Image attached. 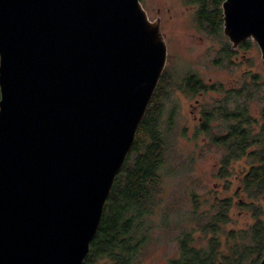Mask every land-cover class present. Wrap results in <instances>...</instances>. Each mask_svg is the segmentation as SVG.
<instances>
[{
    "label": "water",
    "instance_id": "1",
    "mask_svg": "<svg viewBox=\"0 0 264 264\" xmlns=\"http://www.w3.org/2000/svg\"><path fill=\"white\" fill-rule=\"evenodd\" d=\"M221 9L264 60V0ZM166 55L140 0H0V264H83Z\"/></svg>",
    "mask_w": 264,
    "mask_h": 264
},
{
    "label": "trees",
    "instance_id": "2",
    "mask_svg": "<svg viewBox=\"0 0 264 264\" xmlns=\"http://www.w3.org/2000/svg\"><path fill=\"white\" fill-rule=\"evenodd\" d=\"M222 1L186 0L196 6L194 23L198 30L224 37ZM254 46L248 40L233 50L224 37L217 58L221 61L215 62L234 68L237 52L244 53ZM246 63L252 67L249 60ZM171 81V76L163 71L131 151L114 181L83 264H137L150 245L157 228L153 216L162 205L165 171L174 143L171 121H163L162 117ZM180 83L190 97L209 91L222 96L209 107L201 106L195 134H202L209 146L217 148L220 158L215 177L223 182L225 194L220 197L212 192L207 209L200 210V197L191 190L186 197L190 206L178 213L175 221L170 220L169 211L183 203V196H174L173 204L163 209L161 226L179 229L175 237L178 255L169 264H259L264 255V93L260 75L244 71L238 85L232 88L222 83L207 85L194 74H187ZM255 98L259 107L254 115L250 104ZM241 160L244 166L238 172V186L231 190L228 178L232 165ZM230 191L231 195H227ZM234 207L250 214L253 221L246 228H228ZM189 222L192 224L187 226ZM201 240L205 242L199 244Z\"/></svg>",
    "mask_w": 264,
    "mask_h": 264
},
{
    "label": "rangeland",
    "instance_id": "3",
    "mask_svg": "<svg viewBox=\"0 0 264 264\" xmlns=\"http://www.w3.org/2000/svg\"><path fill=\"white\" fill-rule=\"evenodd\" d=\"M140 4L148 19L158 23L166 45L164 71L171 76L172 86L169 88L168 98L164 101L162 117L163 121H171L174 143L171 159L165 171L162 205H159L153 216L157 221V228L153 232L150 245L137 264H169V261L178 255L175 237L179 229L174 227L167 230L161 226L163 209L170 203L173 204L174 196L182 195L185 204L179 202L178 206L175 205L169 211L170 220L175 221L179 216L178 213L186 211L190 206L186 197L191 190L200 197L202 202L200 210L207 209L212 192L216 191L215 193L220 197L225 194L222 191L223 182L215 177L220 158L219 152L216 147L209 146L202 134H195L200 121L201 106L205 104L209 107L215 99L222 96L219 92L209 91L199 92L190 97L183 92L180 82L187 74H194L207 85L222 83L226 88H232L238 85L244 71L251 70L260 75L264 93V60L258 47L254 46L244 53L237 52L235 55L237 66L234 68L222 67L215 62V59L218 58L225 36L222 34L224 37L219 38L196 28L194 23L196 6L187 4L186 0H140ZM231 49L237 48L231 47ZM247 59L252 63V67L246 63ZM257 101L259 100L255 98L250 104L254 115L259 107ZM212 125L218 127L217 122H213ZM214 132L217 133V130L215 129ZM232 166V175L228 180L231 190H235L239 182L238 172L244 166V162L241 160L233 163ZM227 195H231V191ZM231 213L232 223L228 228L243 229L253 221L249 213L236 207ZM191 224L189 222L187 226ZM204 242L201 240L198 243Z\"/></svg>",
    "mask_w": 264,
    "mask_h": 264
},
{
    "label": "flooded vegetation",
    "instance_id": "4",
    "mask_svg": "<svg viewBox=\"0 0 264 264\" xmlns=\"http://www.w3.org/2000/svg\"><path fill=\"white\" fill-rule=\"evenodd\" d=\"M195 10H196V8H195ZM195 12V11H194Z\"/></svg>",
    "mask_w": 264,
    "mask_h": 264
}]
</instances>
